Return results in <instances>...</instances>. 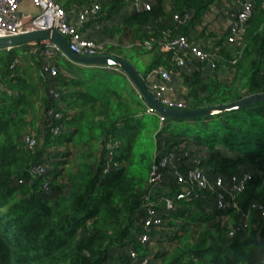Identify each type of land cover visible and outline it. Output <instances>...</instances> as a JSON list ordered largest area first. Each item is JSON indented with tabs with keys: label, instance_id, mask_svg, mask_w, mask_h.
<instances>
[{
	"label": "trees",
	"instance_id": "obj_1",
	"mask_svg": "<svg viewBox=\"0 0 264 264\" xmlns=\"http://www.w3.org/2000/svg\"><path fill=\"white\" fill-rule=\"evenodd\" d=\"M54 1L67 11L70 5L91 0ZM216 1L151 0L150 11L125 15L114 24L126 0H108L95 20L111 23L104 26V32L113 43L102 54L130 64L128 57L134 55L121 53L124 47L150 56L141 75L145 81L158 67L174 68L175 56L163 50V43L183 35L204 41L217 55L213 71L199 63L187 72L180 70V97L186 109L235 103L264 93V0H250L252 12L235 45L225 42L228 30L222 36L209 33L210 41L199 39L203 38L201 30L196 35ZM186 13L192 14L190 21L170 23L173 15ZM25 47L29 46L0 51V264H126L127 249L149 257L147 245L135 238L140 233L138 220L149 190L150 169L159 158L161 143L166 151L174 147L184 151L192 144L191 153H200L201 166L210 176L246 173L250 178L236 197L237 209L211 210L208 200L176 203V210L164 216V228L176 226L164 233L173 245L158 255L159 264H264V220L249 215L246 228H239L241 214L248 213L252 202L264 205V103L220 116L160 123L156 115L147 114V104L121 71L77 65L59 57L55 84L61 101L77 113L62 112V133L53 136L48 129L41 147L35 118L42 107L51 106L48 83L40 79L43 85L39 87L37 78L28 76L17 63L19 49ZM35 54L39 59V52ZM111 75L122 80V86L127 84L125 79L130 82L129 95L106 88ZM224 75L228 81H221ZM41 93L44 106L37 107ZM28 114L33 119L28 120ZM148 116L155 117L157 124L150 132L144 127ZM182 124L193 137L179 133ZM31 135L39 142L34 151L23 140ZM72 138L76 161L66 183L57 182L56 164L49 163L54 170L49 169L47 177L31 176L32 165L47 163L44 151L49 146ZM199 148L205 152L196 151ZM49 177L50 190L44 194L41 185ZM179 190L167 182L156 191L172 196ZM189 224H198L200 230Z\"/></svg>",
	"mask_w": 264,
	"mask_h": 264
},
{
	"label": "built area",
	"instance_id": "obj_2",
	"mask_svg": "<svg viewBox=\"0 0 264 264\" xmlns=\"http://www.w3.org/2000/svg\"><path fill=\"white\" fill-rule=\"evenodd\" d=\"M39 10V15L28 24L19 25L20 0H0V38L13 37L26 32L38 30H56L63 35L68 43L69 49L81 56L102 55L103 46L95 41L85 39L79 32L78 26L98 18L101 5L108 0H91L83 4L75 12H68L54 0H27ZM237 9L232 16L225 40L227 45H235L237 38L243 32L245 23L252 12L250 0H236ZM126 8H130L132 14L150 11L151 0H126ZM73 14V16H72ZM192 18L191 13L182 16L173 15L170 23L183 24ZM149 29V27H147ZM39 45V46H38ZM40 45H42L40 47ZM34 53L39 52L40 67L39 78L48 83L46 96L50 102V108H41V122L43 131L49 129L53 136H58L63 131L61 125L62 111L57 103L61 101V93L55 79L59 75L56 62L59 57H64L58 47L50 42L43 41L28 45ZM148 49L150 46L145 43ZM163 50L175 56L174 69L158 67L145 77V85L153 98L164 107L176 110H185L186 104L181 96V88L175 86V78L179 76L176 71L189 68L195 63L204 64L209 71H213L217 62V55L212 52L204 41H191L188 37L177 35L165 39ZM147 114L156 115L163 123L164 118L151 109L147 108ZM46 128V129H45ZM25 145L34 151L39 142L34 135L24 137ZM189 145H187V148ZM193 150V147H191ZM165 143L160 144V154L157 161L150 169L148 186L149 190L143 202L139 217L138 228L140 233L135 238L141 245L148 244L153 232L162 231L164 228V216L167 212L176 210V203L181 201H210L211 210L227 211L237 209L236 197L245 189L249 180V174L231 176H210L201 166V159L191 149L184 151L174 147L166 151ZM162 152V153H161ZM181 153V154H179ZM48 168L46 164L32 165L29 173L32 177H47ZM46 178L42 183V191L48 194L50 181ZM173 182L179 187V191L172 196L158 195L157 189L164 183ZM207 201V202H208ZM255 214L258 219L264 220V205L252 202L247 214H241L240 229H245L249 215ZM233 231L228 233L232 238ZM126 264H152L149 257H139L133 249H127Z\"/></svg>",
	"mask_w": 264,
	"mask_h": 264
},
{
	"label": "rangeland",
	"instance_id": "obj_3",
	"mask_svg": "<svg viewBox=\"0 0 264 264\" xmlns=\"http://www.w3.org/2000/svg\"><path fill=\"white\" fill-rule=\"evenodd\" d=\"M59 5H61V4H59ZM214 6L215 5L213 4L212 7H211V12L206 17H204L203 24H205V26H204L205 30L204 29H203L204 31L202 30L203 35L200 34L203 38H199V39L210 41V40L207 39V35L209 33H214V34H217L219 36H222L223 34L226 33V30H228V28H229L230 23L228 25V23L225 22V21H227L226 18L225 17H221L219 15V13H217L218 9L214 8ZM221 12L223 14V11H221ZM222 25H223V28H221ZM201 29H202V26H199V29L197 30L196 35H197V33L201 32L200 31ZM123 49H121L123 51L120 50L121 53L127 54V55H134V56H129L128 59L131 61L132 65L139 72V74L143 75L145 66H147V64L150 62V56L144 55V54L140 55V54L131 52L130 48L124 47ZM19 50L21 51V54L18 55V59L16 58L17 59L16 60L17 63H19V66H21L27 72L28 76H32L35 80L37 78V81H39V82H37L39 87L40 86L42 87L43 84L41 83L40 78L38 76V69H39L38 68V64H39L38 62H41L40 58L38 59V56L33 52V49L31 47L20 48ZM58 62L61 63V60L58 59ZM60 73H61V71H60ZM176 73L177 74H181V72H179V71H176ZM177 77H180V76H176V78H175V81L178 83V86H179L180 85V81H179V79ZM221 77H222L221 81H228V75H224V76H221ZM107 80H109L107 82V86L108 87L106 86L107 89L115 90V91H118V92L122 90L123 82H122V80L120 81V79L118 80L117 76L113 77L111 75V79L109 77H107ZM127 86L130 87L129 84H127ZM117 87H119V88L117 89ZM42 93L45 94L44 89H43ZM43 98H44V96L42 94V95L39 96V98L36 99L35 102H36V106L37 107H40L42 105L44 106V100L45 99H43ZM59 106H61L60 110L62 112H65L66 110L67 111L69 110L67 108V103L64 102V101L63 102L59 101L57 103V107H59ZM27 116H28V120L33 119V117L30 114H28ZM36 118H35V121L37 122L38 130L34 129V131L37 133V135L39 137L42 138V140L40 142L41 143V147H42V145L44 143V136L46 134L45 132H43V125H42V122H41V120L44 117L42 116V113L39 112V113L36 114ZM154 125L155 126L157 125L155 117H152V116L149 117L148 116V117L145 118L144 127H145L146 131L150 132L151 131V126H154ZM184 126H185V124L179 125V127H178L179 133L184 134L186 136L193 137V135L190 134L189 131L185 130ZM192 127L196 128V126L194 124L192 125ZM27 131L28 132L31 131L30 128H28ZM26 134L27 133H25L24 135H26ZM149 143L147 141V146L148 147H149ZM191 147H192V144H191V146L189 145L188 148L192 150ZM71 148H74V149H71ZM71 148H69V144L67 142L66 143L63 142L61 145L49 146V148H47L46 151H44V156L45 155L47 156V158L44 157L47 160V163H45L46 167L48 169L54 170V166L49 165V163L50 164H56V166H57L56 169H57V171H59V174H60L59 176H57V182L59 184H63V183L67 182V175L69 173V169L74 170V162L76 161L74 156L76 155L77 148H75L73 146V143L71 145ZM69 151L70 152L72 151L73 153L72 152L69 153ZM196 151L205 152V150L204 149L202 150V148H199ZM66 154H70L71 156L70 155L68 156ZM195 154L198 157H201L200 153H195ZM48 156H49V158H48ZM65 185H66L65 187H66V190H67L68 189V184H65ZM178 222L182 223L180 221H178ZM175 225H177V224H175ZM189 225H193V224H189ZM175 227L173 225L170 226V227L169 226H165V228H164L165 231L162 230V231L153 232L152 238H151L150 242L146 246L147 254H148L150 260H152V264L161 263V260H160L158 255L161 254V253H164V252H167V251L171 250V247H172L173 243L172 242L171 243L167 242V239H165L166 238L165 236H167V235H165L164 233L173 232L175 230ZM190 227L192 229H194V230H197V231L200 230V226H198V224H194L193 226H190ZM160 236H164L163 237L164 240L159 238ZM124 252L127 253L126 250H124ZM125 256H126V254H125Z\"/></svg>",
	"mask_w": 264,
	"mask_h": 264
},
{
	"label": "water",
	"instance_id": "obj_4",
	"mask_svg": "<svg viewBox=\"0 0 264 264\" xmlns=\"http://www.w3.org/2000/svg\"><path fill=\"white\" fill-rule=\"evenodd\" d=\"M43 41L54 43L60 50L61 54L71 63L87 67L101 66L121 71L133 84L147 106L156 111L162 118L171 121H190L198 118L220 116L239 112L257 104L264 103V93H262L245 97L235 103L210 106L206 108L176 110L164 107L153 98L139 72L127 60L104 54L96 56L77 55L69 49L66 38L56 30H38L22 33L13 37L0 38V51L11 50L13 48Z\"/></svg>",
	"mask_w": 264,
	"mask_h": 264
},
{
	"label": "crops",
	"instance_id": "obj_5",
	"mask_svg": "<svg viewBox=\"0 0 264 264\" xmlns=\"http://www.w3.org/2000/svg\"><path fill=\"white\" fill-rule=\"evenodd\" d=\"M214 5H215L214 8L218 9L217 13H219V15L221 17H225L227 20L225 22H227L229 25V23L232 20V16L237 9V1L236 0H217ZM81 6H83V4L82 5H80V4L79 5H77V4L70 5L69 8H67V11L68 12H75ZM221 11H223V14ZM18 12H19V25H21V26L28 24L30 21H32L33 19H35L39 15V10L35 6H32V4H30L26 0H20ZM128 14H132V12H131L129 7L128 8L125 7L120 12V15L115 18L113 23L119 24L120 20H122L123 16L128 15ZM72 16H73V14H72ZM110 24H111L110 22H105L104 24L103 23L101 24V23L96 22V21H90V22H87L86 24H84L82 27L78 26V29H79V32L81 33L83 38L95 41L96 43L102 45L103 48H105V46L113 43V42L109 41L108 36L104 32V26L106 25L105 27H107ZM221 28H223V25L221 26ZM203 29H204V26H202L201 31ZM181 70H182L181 71L182 73L187 72L186 71L187 68L181 69ZM178 79H179V77H178ZM125 82L127 84H129L131 89H132L130 82H128L126 79H125ZM175 83H176L175 86L177 88H180V85L178 86V83L176 81H175ZM127 84H125V86H122V90H121V91H123L125 96L129 95V92H127V88L129 86H127ZM118 88L119 87H117V89ZM69 112L75 116V114L77 113V110H74V109L68 110V113ZM67 143L69 144V148H71V145L73 143V138H72V141L70 140V142H67ZM71 149H74V148H71ZM71 152L69 151V153H71Z\"/></svg>",
	"mask_w": 264,
	"mask_h": 264
}]
</instances>
